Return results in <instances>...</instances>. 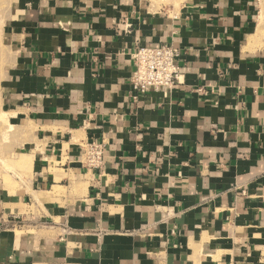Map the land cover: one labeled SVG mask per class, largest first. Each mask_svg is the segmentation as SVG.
Listing matches in <instances>:
<instances>
[{
	"label": "crops",
	"instance_id": "1",
	"mask_svg": "<svg viewBox=\"0 0 264 264\" xmlns=\"http://www.w3.org/2000/svg\"><path fill=\"white\" fill-rule=\"evenodd\" d=\"M19 3L3 100L32 131L26 177L0 176V264H264L256 0ZM161 44L180 84L135 101L132 53Z\"/></svg>",
	"mask_w": 264,
	"mask_h": 264
},
{
	"label": "rangeland",
	"instance_id": "2",
	"mask_svg": "<svg viewBox=\"0 0 264 264\" xmlns=\"http://www.w3.org/2000/svg\"><path fill=\"white\" fill-rule=\"evenodd\" d=\"M19 1L21 0H0V176L4 175L5 178H1L6 184L15 183L18 179L15 176L16 172L17 176L18 173L23 174L22 179L26 177V173L16 162L26 151L23 145L29 140L32 131L30 125L14 121V114H11L3 100V87L15 57L9 32L14 18L13 13L20 4ZM251 34L252 37H256V44L264 48V0H256Z\"/></svg>",
	"mask_w": 264,
	"mask_h": 264
},
{
	"label": "built area",
	"instance_id": "3",
	"mask_svg": "<svg viewBox=\"0 0 264 264\" xmlns=\"http://www.w3.org/2000/svg\"><path fill=\"white\" fill-rule=\"evenodd\" d=\"M180 57L181 50L170 44L138 45L132 53L134 71L129 81L133 100H138L150 90L173 89L180 84ZM86 150L90 166H99L103 161L104 146L92 143Z\"/></svg>",
	"mask_w": 264,
	"mask_h": 264
},
{
	"label": "bare ground",
	"instance_id": "4",
	"mask_svg": "<svg viewBox=\"0 0 264 264\" xmlns=\"http://www.w3.org/2000/svg\"><path fill=\"white\" fill-rule=\"evenodd\" d=\"M262 21V20H261ZM261 24V23H260ZM261 29V28H260ZM257 32V31H256ZM263 32V31H262ZM254 38V39H253ZM252 41H253V44H254V42L256 43V37L254 36V37H252V39H251Z\"/></svg>",
	"mask_w": 264,
	"mask_h": 264
}]
</instances>
